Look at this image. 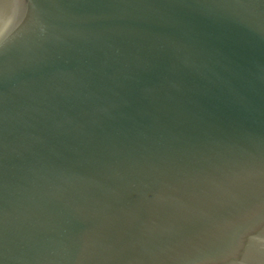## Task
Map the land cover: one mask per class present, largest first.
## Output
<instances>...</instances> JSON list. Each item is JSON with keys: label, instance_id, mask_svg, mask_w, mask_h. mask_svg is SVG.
I'll use <instances>...</instances> for the list:
<instances>
[{"label": "water", "instance_id": "water-1", "mask_svg": "<svg viewBox=\"0 0 264 264\" xmlns=\"http://www.w3.org/2000/svg\"><path fill=\"white\" fill-rule=\"evenodd\" d=\"M0 264H264V0H0Z\"/></svg>", "mask_w": 264, "mask_h": 264}]
</instances>
